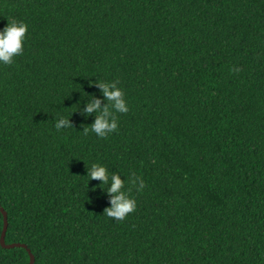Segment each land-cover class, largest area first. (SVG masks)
I'll return each instance as SVG.
<instances>
[{"label": "trees", "instance_id": "1", "mask_svg": "<svg viewBox=\"0 0 264 264\" xmlns=\"http://www.w3.org/2000/svg\"><path fill=\"white\" fill-rule=\"evenodd\" d=\"M8 19L28 33L0 64L6 244L35 264H264V0H0ZM115 80L129 111L84 135L93 82ZM93 163L145 182L123 222ZM4 226L0 264H30Z\"/></svg>", "mask_w": 264, "mask_h": 264}, {"label": "clouds", "instance_id": "2", "mask_svg": "<svg viewBox=\"0 0 264 264\" xmlns=\"http://www.w3.org/2000/svg\"><path fill=\"white\" fill-rule=\"evenodd\" d=\"M28 25L24 21L8 19V25L0 31V64L11 65L15 61V57L23 55L24 41L27 38ZM231 71L238 73L240 69L233 66ZM103 93L107 103L102 106V101L91 96L90 103L84 109L86 116L96 114L95 122L88 126L82 125L84 135H88L89 131L95 133L100 138H107L110 133L118 130V119L116 113L126 114L129 111L125 94L118 87L119 80L112 82L95 81ZM57 131L63 128H71L73 124L71 119L61 117L55 124ZM155 163V161H153ZM87 177L90 180H100L104 185L110 186L107 188V193L110 195V207L104 210V215L110 219H115L117 222H123L129 214L136 210V200L131 197V192L135 189L142 192L146 187L145 182L141 177L133 174L128 178L129 185L125 190L126 181L121 178L118 173L109 175L108 169L98 163H93L90 168L87 167Z\"/></svg>", "mask_w": 264, "mask_h": 264}, {"label": "water", "instance_id": "3", "mask_svg": "<svg viewBox=\"0 0 264 264\" xmlns=\"http://www.w3.org/2000/svg\"><path fill=\"white\" fill-rule=\"evenodd\" d=\"M0 210L4 214V219H5V226H4V230H3V234H2V238H1L2 246L5 248H14V247H18V246H23L25 248H28V246L25 244H17V243L6 244V234H7V230H8V226H9L8 214L4 210V208L1 206V204H0ZM28 251H29L30 257H31L30 264H35V255L31 252V250L29 248H28Z\"/></svg>", "mask_w": 264, "mask_h": 264}]
</instances>
